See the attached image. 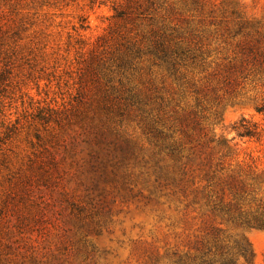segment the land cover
Returning a JSON list of instances; mask_svg holds the SVG:
<instances>
[{
    "label": "rangeland",
    "instance_id": "obj_1",
    "mask_svg": "<svg viewBox=\"0 0 264 264\" xmlns=\"http://www.w3.org/2000/svg\"><path fill=\"white\" fill-rule=\"evenodd\" d=\"M263 104L264 0H0V264H264Z\"/></svg>",
    "mask_w": 264,
    "mask_h": 264
},
{
    "label": "trees",
    "instance_id": "obj_2",
    "mask_svg": "<svg viewBox=\"0 0 264 264\" xmlns=\"http://www.w3.org/2000/svg\"><path fill=\"white\" fill-rule=\"evenodd\" d=\"M260 110L264 112V104ZM205 179L208 182L205 187H209V195L219 199L221 211L229 215V221L244 228L264 229V203L261 202L255 207L251 205L246 207L245 204H249L251 201L246 202L248 195L254 190L250 189L243 180H239L235 176H217V172L206 173ZM211 251L212 249H209V252ZM239 253L249 259L252 251L244 243H240ZM215 262L216 259L206 257L201 264H215ZM220 262L231 264L236 262V257L234 255L222 257Z\"/></svg>",
    "mask_w": 264,
    "mask_h": 264
}]
</instances>
